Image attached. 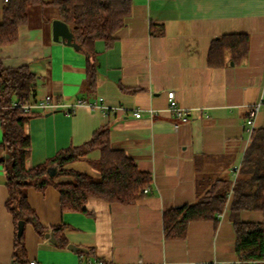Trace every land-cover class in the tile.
Listing matches in <instances>:
<instances>
[{
    "label": "crops",
    "instance_id": "1",
    "mask_svg": "<svg viewBox=\"0 0 264 264\" xmlns=\"http://www.w3.org/2000/svg\"><path fill=\"white\" fill-rule=\"evenodd\" d=\"M4 1L0 0V19ZM48 18L20 26L18 40L1 46L0 57L7 67L27 65L40 76L37 100L54 94L64 103H85L69 113L33 108L37 114L25 125L32 141L26 167L81 145L98 128L108 126L112 148L149 172L152 183L149 192L133 203L90 197L84 205L89 212L62 211L54 185L43 191L30 187L28 199L41 223L47 232L61 226L67 244L58 246L55 233L53 242L47 232L41 235L25 223V260L36 259L38 264H80L94 258L108 264L237 261L228 208L217 222L191 221L183 239L165 237L163 217L165 211L196 200L195 155L206 156L200 164L206 174L236 177L233 169L240 166L250 142L245 119L250 107L264 99V0H133L114 44L106 48L102 40L96 41L93 55L55 41L52 20L57 17ZM225 33H247L248 54L239 64L228 56L225 66L211 67L210 44ZM89 60L97 68L91 90L86 89ZM170 90L181 107L192 110L190 119L169 110ZM263 106L264 102L255 127H264ZM100 157L101 151L94 148L64 167L99 178ZM8 197L7 173L0 165V264L14 260L15 229L6 208ZM241 218L264 222V213L246 210ZM69 243L84 249L72 250Z\"/></svg>",
    "mask_w": 264,
    "mask_h": 264
},
{
    "label": "trees",
    "instance_id": "2",
    "mask_svg": "<svg viewBox=\"0 0 264 264\" xmlns=\"http://www.w3.org/2000/svg\"><path fill=\"white\" fill-rule=\"evenodd\" d=\"M0 19V47L19 38L20 26L31 20V11L39 9V17L61 18L68 23L82 50L96 53V41L102 40L106 48L115 41V32L125 25L132 11L133 0H7L4 1ZM250 38L247 33H225L212 40L207 62L211 67H223L228 56L234 63H241L249 51ZM40 76L27 65L7 67L0 57V122L3 140L0 147V165L7 173L9 197L6 208L11 213L15 229L14 259L26 264L24 234L18 237V221L31 223L35 230L45 235L44 226L28 199V189L35 187L43 191L54 185L60 192L62 211L89 212L85 203L90 197L110 202L133 203L144 194V188L152 183V175L139 169L137 163L122 150L114 149L110 143V128H98L92 137L81 145L68 146L38 165L27 168L26 160L32 150L30 135L25 125L37 113L12 106L14 101L36 102L37 84ZM97 68L88 62L86 89L96 86ZM97 148L101 157L97 163L100 177L70 170L64 166L84 157ZM8 155V156H7ZM195 155L196 200L164 212L163 223L166 238L183 239L188 225L195 220L218 221L228 208L232 220L236 243L235 251L240 264H264V222L243 220L241 212L246 210L264 213V127H255L246 147L235 179L230 176L212 177L200 169L202 158ZM57 167L54 176L49 168ZM61 176L71 177L62 181ZM58 246H66L67 240L61 226L51 227ZM83 254V253H82Z\"/></svg>",
    "mask_w": 264,
    "mask_h": 264
},
{
    "label": "built area",
    "instance_id": "3",
    "mask_svg": "<svg viewBox=\"0 0 264 264\" xmlns=\"http://www.w3.org/2000/svg\"><path fill=\"white\" fill-rule=\"evenodd\" d=\"M5 1H7V0H5ZM168 98H169V110L173 114L182 118L183 120H188L191 118L192 110L190 108L181 107L178 104V102L176 101V98H175L174 90H170L168 92ZM263 102H264V99L261 98L258 102H256L254 105H252L249 109L248 116L245 119L244 126H245V131L249 136V139L251 138V134H252L253 130L255 129V119H256V116H257ZM83 103H85L83 100H78L77 102H74V103H64V102L60 101V99L56 95L46 94L36 102L21 103L19 101H14L12 103V106H20L23 110L32 111V112H34L33 108L37 106V107H40L42 110H51V111L61 110V111L69 113V112H72L77 105H80ZM152 111L153 110H151V112ZM135 115L137 117H140L141 111L136 110ZM238 168L239 167H236L233 169V173L235 176L238 173ZM149 190L150 189L148 187L144 188V193H148ZM222 215L223 214H221L219 216V218L222 217ZM82 263H85V264H108V263H105L104 261H102L100 259H96V258L89 259V260L86 259L85 261L80 262V264H82ZM240 263H241V261L237 260V261L233 262L232 264H240ZM11 264H23V263L17 262L14 259L11 262ZM26 264H38V261L36 259H31ZM202 264H222V262L217 260V259H212V260L203 262Z\"/></svg>",
    "mask_w": 264,
    "mask_h": 264
},
{
    "label": "water",
    "instance_id": "4",
    "mask_svg": "<svg viewBox=\"0 0 264 264\" xmlns=\"http://www.w3.org/2000/svg\"><path fill=\"white\" fill-rule=\"evenodd\" d=\"M52 31H53V39L55 41H62L68 45L74 46L76 49H82V44H80L75 36L71 28L69 27L68 23L62 20L61 18H54L52 20ZM233 63V61H231ZM8 156V155H7ZM57 173V167L52 166L49 168V175L54 176ZM25 227V220L20 219L18 221V231L17 235L18 237H21V235L24 232ZM46 236L50 238L51 241L55 242L56 238L54 235V231H49L46 233ZM68 247L72 250H83L84 248L76 246L74 244H68Z\"/></svg>",
    "mask_w": 264,
    "mask_h": 264
},
{
    "label": "rangeland",
    "instance_id": "5",
    "mask_svg": "<svg viewBox=\"0 0 264 264\" xmlns=\"http://www.w3.org/2000/svg\"><path fill=\"white\" fill-rule=\"evenodd\" d=\"M30 17H31V20L32 21L36 22L37 19H38V17H39V9H36L35 7H33L32 8V11H31V16ZM261 110H264V106L262 107ZM227 176H229V173H228Z\"/></svg>",
    "mask_w": 264,
    "mask_h": 264
}]
</instances>
